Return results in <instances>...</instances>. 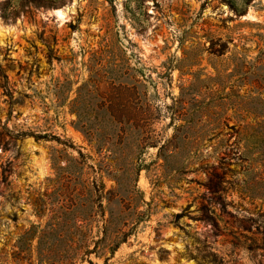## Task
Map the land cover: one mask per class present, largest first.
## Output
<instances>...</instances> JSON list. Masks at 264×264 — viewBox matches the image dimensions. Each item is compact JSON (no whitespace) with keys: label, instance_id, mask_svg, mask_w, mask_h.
<instances>
[{"label":"rangeland","instance_id":"rangeland-1","mask_svg":"<svg viewBox=\"0 0 264 264\" xmlns=\"http://www.w3.org/2000/svg\"><path fill=\"white\" fill-rule=\"evenodd\" d=\"M0 264H264V0H0Z\"/></svg>","mask_w":264,"mask_h":264}]
</instances>
